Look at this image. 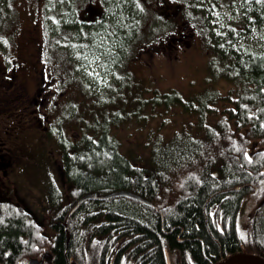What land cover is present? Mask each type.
Returning a JSON list of instances; mask_svg holds the SVG:
<instances>
[{
	"label": "trees",
	"instance_id": "trees-1",
	"mask_svg": "<svg viewBox=\"0 0 264 264\" xmlns=\"http://www.w3.org/2000/svg\"><path fill=\"white\" fill-rule=\"evenodd\" d=\"M106 5L118 7L125 16L117 19L109 13L114 27L101 24L88 28L105 38L95 45L90 36L80 38L90 42L87 48L95 52L97 60L102 59L103 65L120 56L118 44L125 37L120 20L127 16L124 22L130 27L140 15L128 0H111ZM246 6L254 10V14L250 12L255 17L251 22L261 26L264 0ZM220 8L194 6L205 35L208 15ZM138 29L134 24V44H138ZM222 35L210 39L203 35L204 43L209 40L205 43L211 55L208 59L212 57L215 65L224 68L215 76L221 79L219 88L206 82L198 92L155 90L148 97L135 91L132 102L139 98L142 105H150L160 120L148 126L139 120L135 139L108 138V123L97 137V125L88 126L85 118L79 126L84 122L89 129L87 137L71 141L59 133L56 142V136L49 137L63 156L53 163L46 157L48 167L52 166L55 174L63 171L70 183L65 187L48 184L49 190L39 193L36 213L23 204L16 208L8 206L15 202H1L0 264H27L32 258L47 264L53 254L54 264H108L111 254L113 264H136L139 255L142 258L138 264H167L166 253L172 264H214L236 251L264 257V54L235 53L232 44L239 33L227 29ZM88 60L80 58L81 70L96 63ZM104 67L107 71L113 68ZM89 114L93 117L95 113ZM179 125L187 127L178 133ZM163 127L169 131L164 132ZM34 134L36 153H40L43 145L38 132ZM82 146H88L87 151L76 156ZM118 191L141 200L109 196L79 201L86 194L105 196ZM210 218H220L222 227ZM95 220L104 222L97 226ZM36 221L42 227V238L53 245L46 252L36 249L30 240L26 225H35ZM83 233L90 234L89 239L98 234L107 238L115 234L116 239L110 251V244L95 240L99 253L98 248L85 247L84 254L78 255ZM64 235L75 240V254L64 256Z\"/></svg>",
	"mask_w": 264,
	"mask_h": 264
},
{
	"label": "flooded vegetation",
	"instance_id": "flooded-vegetation-1",
	"mask_svg": "<svg viewBox=\"0 0 264 264\" xmlns=\"http://www.w3.org/2000/svg\"><path fill=\"white\" fill-rule=\"evenodd\" d=\"M110 1L83 0L82 7L71 12L69 0H0V51L7 50V54L0 58V111L3 112L5 117V119L0 117L3 120L1 121L2 124H0V184H5L4 188L1 189L0 187V205H3L1 202L7 201L6 203H10L12 201L15 204H8V206L17 208L21 204L25 205V203L31 206L28 203V198L23 202V187H18L15 184L13 174L23 157L36 154L38 146L36 144L37 139H34L35 131L38 132L37 137H40L38 139L43 145L45 157H47V152H53L54 142L49 137L55 136V112H63L64 107L68 109L66 103L61 101L62 99H68V88L59 87V78L63 79V76L58 70H55L57 61L53 58L59 36H68L71 25L75 27L72 30L77 31L80 38H85L84 34L88 28H98L101 24L110 26L113 24L114 27V23L108 17V14L111 13V15H115L119 19L120 16H123V11L119 10L118 7H112V5H108L107 7L106 3ZM128 1L133 7L141 1L144 10L137 12L138 14L145 15V19L147 22H152L154 29L146 35L147 44L138 49L136 58H131L134 52V46L131 43V31L132 29L134 30V24L135 28H139V18H135L133 25L130 27L127 22L122 26L120 25L121 29L125 30L123 32L125 33V37L122 43L118 44L120 57H118V60L112 58L113 62L110 59L104 64V66H113L109 71L105 69V74L109 76L115 75L118 67L124 73L133 64L149 68L153 60L158 57L167 60L164 62L170 65L173 64L172 61L181 59L182 51H185L190 46L188 42L189 38L200 27L198 24H193L186 20L181 0ZM114 8L115 10H113ZM252 17L255 20V17ZM56 18L60 20H55ZM126 20L127 16L123 22ZM249 23L253 24L251 21ZM246 25L248 24H245V28L241 32L238 31L239 36L241 33L245 34L248 32L249 28ZM227 29V27H224V33ZM4 34H8L9 36ZM114 34V29L109 32L111 37ZM46 36L51 38L47 44H45ZM80 38L77 48L83 51L84 48L89 47V43L81 41ZM66 39L68 40V37ZM200 41L199 39L197 42L199 51L203 50ZM28 43L31 46L29 49H25L24 45ZM100 46L104 47V44H100ZM30 50L33 52V55H30ZM48 53L49 55H47ZM185 53H188V51ZM11 55L13 56L12 58ZM206 55H209L208 51H206ZM145 56H148V59ZM86 57L87 55H84V58ZM59 61L61 63V60ZM59 65L62 66V63ZM28 80H32L34 83L32 89L27 86ZM206 82L208 80L202 86ZM112 90L113 87H108L101 90V94L106 96ZM110 98L112 97L110 96ZM10 99H14L13 109L7 106ZM12 114L15 116H11ZM53 128L54 130L51 132ZM31 138L33 143L29 144L28 141ZM46 140L48 144L44 143V141L47 142ZM59 153L60 156L48 160L52 163L54 161L57 162L58 159L62 160L63 151L59 149ZM46 181L51 187L54 184L65 187L70 183L67 174H64L63 171L62 174H56V178L49 179V175H47ZM6 185L8 186V190L5 189ZM27 191L28 195H30V191ZM7 194L12 199L8 198ZM35 203L37 201L32 202V204ZM210 219L213 223L216 222L219 227H222L220 218H217V221L214 218ZM94 222L99 226L104 221L95 220ZM39 223L36 221L35 225H25L29 227L28 233H30V240L34 241L33 246L42 251L45 249L43 252H46L47 249L53 248V245L42 238L43 230ZM68 228L70 229V225H68ZM97 230L100 229H95V231ZM83 235H81V248H79L78 255L84 254L85 247H90V249L98 248L97 241L95 240H98L101 245L110 244L108 249L110 251V247L116 239L115 234L108 238L107 235L98 234L96 237H90V239V234H88L86 235L88 240H86L84 233ZM62 238L64 256H68L69 252L75 254V240L68 237V235H64ZM26 248L29 249L30 245H27ZM184 251L185 253L187 252V250ZM99 252L100 249L98 248ZM111 257L114 258L112 254ZM124 257H126V254H124ZM54 258L55 255H51L47 264H54ZM112 258L108 264L114 263ZM141 258L142 255H139L135 258L134 262L138 264ZM27 264H42V262L39 258H32L28 260Z\"/></svg>",
	"mask_w": 264,
	"mask_h": 264
},
{
	"label": "rangeland",
	"instance_id": "rangeland-1",
	"mask_svg": "<svg viewBox=\"0 0 264 264\" xmlns=\"http://www.w3.org/2000/svg\"><path fill=\"white\" fill-rule=\"evenodd\" d=\"M257 1L259 0H181L186 20L200 26L198 31L189 38L188 42L190 46L185 51H182L181 59L172 61L173 64L170 65L164 62L167 60L158 57L153 60L149 68L133 64L129 66L128 71L123 73L122 69L118 67L116 74L113 76H105L103 73L105 72V67L102 64L103 61L102 59L100 61L96 59L94 56L95 52L92 51V49L86 47L83 49L84 54L81 53V51L78 52L77 44L78 42L80 43V41H78L80 35L77 31L71 29L68 36L63 37L60 35L58 42H56L58 45L54 51L53 58L57 61L55 70H58L63 76V79L59 78L58 85L65 89L68 88V99L61 100L66 103L68 109L64 107L63 112H55L57 113L54 115L56 118L55 136L61 133V135L64 134L71 141L77 137H84L89 133V129H86L83 125L85 122V124L90 127L97 125L98 137V134L100 136L102 132L101 128L108 123V125H106L109 128L107 133L108 138L112 137L116 139L118 136L121 141L133 140L138 133V131L135 132L134 130L140 125L139 120H141V122L145 121L146 126L153 125L157 123L156 120H159L154 113V109H152L150 105H142V100H139V98H136L135 102H132L135 98V91H142V97H148L149 94L155 90L162 93L170 90H176L181 93H187L191 90H196V92H198L202 84L207 80L213 88H219L220 81L217 82V80L220 78L217 79L215 76L222 72L224 68L215 65L212 62V57L208 60V56L210 55H206L208 48L205 43H208L209 40L205 39L204 43L203 35L205 38L209 39L212 35L223 36L224 27L233 29L235 32H241V30L245 28V24H248L246 26L249 28V31L245 34L241 33L239 36L240 38L235 41L232 49L235 53L239 54L262 55L264 53V23H262L261 26L249 24V21L253 20V17L250 16V12L254 14V10L246 6V4L251 5L252 3H257ZM82 5L83 0H69L71 12L82 7ZM194 6L209 9L221 7L217 11L212 12L211 15H208L210 16V20L208 19L207 21L206 19V21L209 22L207 24L209 30H207L208 34L206 35L204 31H202L203 28H201L202 23L200 22V18L197 17L193 11ZM135 8H137L139 12L144 10L141 1L138 2ZM122 15L125 16L123 12ZM262 19L264 22V17H262ZM55 20L60 19L56 18ZM125 23L126 22L121 21L120 25L122 26ZM138 27L137 37L139 39L137 41L138 44L144 46L147 44L146 35L154 29V26L152 22H147L145 15L140 14ZM90 33L91 31L86 30L84 37L88 38L90 36L91 44L93 45L104 38L101 33L98 34L97 32H93L91 35ZM67 37L68 40L66 39ZM199 39L201 40L200 44L203 48L201 51L197 48ZM50 40L51 38L46 36L45 44L49 43ZM133 42V39H131V43L134 45V52L131 58H136V53L141 46ZM104 43L107 44V41H104ZM24 46L25 49H29L31 45L28 43ZM187 51L188 53H185ZM29 53L33 55L31 50ZM5 54H7V50L0 51V58ZM47 55H49V53ZM84 55H87V59L89 58L88 63H91L93 60H96V63L93 65L91 64L92 66L89 69L81 70L79 67V60L80 58H82V60L85 59ZM12 57L11 55V58ZM145 57L148 59V56ZM59 60H61L63 67L59 65L61 64ZM77 67L79 72H77ZM125 82H127V84ZM33 84L32 80L27 81V86L30 89L33 88ZM108 87H113V90L106 96H103L100 91ZM110 96L112 98H110ZM13 103L14 99H10L7 106L13 109ZM117 106L118 110H116ZM93 112L95 114H93L92 117L89 113ZM102 112H105V114H102ZM0 113V117L5 119L3 112L0 111ZM90 115L91 117H89ZM11 116L15 115L12 114ZM1 118L0 124H2L1 121H3ZM84 118L85 121L79 126V123L81 124ZM186 127L187 126L179 125L177 132L181 133ZM162 129L164 132L169 131L166 127ZM53 130L54 128L51 132H53ZM54 139L56 142L57 136ZM176 142H178V140ZM28 143H33L32 138ZM44 143L48 144V141H44ZM58 143L60 145L59 139ZM87 148L88 146L80 147L76 156H81L87 151ZM59 149V146L54 145L53 152H47L48 159L52 160L54 157L60 156ZM51 168L52 166L48 167L45 152L42 150L35 155L23 157L13 174L15 184L18 187H23V202L28 198L31 206L26 203L25 205L34 212L37 210L36 205L38 202L35 204H32V202L39 200V193L42 194L47 189L49 190L46 181L47 175H49V179L56 177V174ZM0 187L1 189L4 188L5 184H0ZM5 189L8 190L7 185ZM27 190L30 191V195H28ZM7 196L11 198L9 194H7Z\"/></svg>",
	"mask_w": 264,
	"mask_h": 264
},
{
	"label": "water",
	"instance_id": "water-1",
	"mask_svg": "<svg viewBox=\"0 0 264 264\" xmlns=\"http://www.w3.org/2000/svg\"><path fill=\"white\" fill-rule=\"evenodd\" d=\"M130 196V197H135L134 195L128 193V192H123V191H118V192H113L109 195L103 196V197H98V198H107L109 196ZM237 263H245V264H264V257L259 256L256 254H248V253H243V252H236L224 260L218 262L217 264H237Z\"/></svg>",
	"mask_w": 264,
	"mask_h": 264
},
{
	"label": "bare ground",
	"instance_id": "bare-ground-1",
	"mask_svg": "<svg viewBox=\"0 0 264 264\" xmlns=\"http://www.w3.org/2000/svg\"><path fill=\"white\" fill-rule=\"evenodd\" d=\"M120 57V56H119ZM129 193V192H128ZM131 194V193H130ZM107 195H109V194H107ZM133 195V194H132ZM106 196V195H105ZM121 196H125V195H121ZM134 196H136V195H134ZM98 197H103V196H97V195H94V194H86L85 196H83L79 201H82V200H88V199H98ZM127 197H129V198H135V197H130V196H127ZM109 198V197H108ZM103 199H105V198H103ZM135 199H139V200H141L140 199V197H138V196H136V198ZM264 202V200L262 201V203ZM78 203V202H77ZM33 240V239H32ZM34 242V241H33ZM236 252H243V253H245L244 251H236ZM236 252H233V253H231V254H229L228 256H230V255H232V254H234V253H236ZM257 255V254H256ZM228 256H226V257H224V258H221V259H219L218 261H216L214 264H217L218 262H220V261H222V260H224L225 258H227ZM260 256V255H259ZM165 257H166V262H167V264H171V261H170V259H169V255L166 253L165 254ZM30 263V262H29ZM31 263H32V261H31ZM237 264H245V263H237Z\"/></svg>",
	"mask_w": 264,
	"mask_h": 264
}]
</instances>
